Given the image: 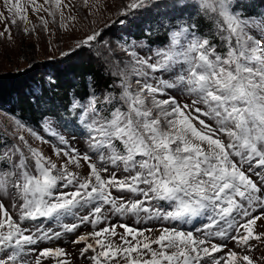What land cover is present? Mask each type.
Masks as SVG:
<instances>
[{
	"label": "snow or ice",
	"instance_id": "1",
	"mask_svg": "<svg viewBox=\"0 0 264 264\" xmlns=\"http://www.w3.org/2000/svg\"><path fill=\"white\" fill-rule=\"evenodd\" d=\"M3 8L0 21L21 22L24 35H47L50 24L52 36L82 31L60 55L86 50L106 87L90 81L57 102L47 95L52 82L41 83L29 90L35 120L0 122V264H73L58 243L69 235L89 264H256L264 9L253 0H128L114 14L107 0ZM146 10L165 29L150 41L157 47L110 35ZM0 38L12 42L8 24Z\"/></svg>",
	"mask_w": 264,
	"mask_h": 264
},
{
	"label": "trees",
	"instance_id": "2",
	"mask_svg": "<svg viewBox=\"0 0 264 264\" xmlns=\"http://www.w3.org/2000/svg\"><path fill=\"white\" fill-rule=\"evenodd\" d=\"M253 7L256 11L264 9L261 0H253ZM149 29L154 33L149 35ZM114 34V35H113ZM122 34L129 42L144 41L145 44L155 48L157 44H150V41H161L165 39V29L157 31L156 17L154 12L145 11L138 15ZM110 35L121 37L116 31ZM108 38V37H106ZM122 38V37H121ZM92 81L99 89L106 87V81L100 75L95 63L91 62L87 54H72L66 57L61 63L46 66H38L31 71L16 76L0 77V111L7 114H14L23 117L25 120H35L38 116L37 106L33 103L29 90L41 83L48 87L51 83V90L47 95L57 102L66 95L72 93L82 94L87 91L88 83Z\"/></svg>",
	"mask_w": 264,
	"mask_h": 264
},
{
	"label": "rangeland",
	"instance_id": "3",
	"mask_svg": "<svg viewBox=\"0 0 264 264\" xmlns=\"http://www.w3.org/2000/svg\"><path fill=\"white\" fill-rule=\"evenodd\" d=\"M42 2V0H41ZM67 2V0H66ZM128 0H107V14H114L116 13L121 7L126 6ZM0 11H4L3 8V0H0ZM81 17L87 15V11L83 8L80 9ZM147 11V10H146ZM30 14V19L33 24H38L39 21L37 20L36 16ZM135 17H129V22H126L125 26H121L119 23L115 24L111 28V32L116 31L120 34L123 38L125 37L122 34V31L127 28L131 21H133ZM115 19V16H113ZM89 21L91 17L88 18ZM5 24L11 28L12 32V42L9 43L7 39L0 38V77L4 76H16L19 74L27 73L28 71L33 70L36 67L46 66L49 67L53 64L61 63L65 60L66 57H61V52H67L70 48L73 47L74 41L81 38L83 35L82 31H75L72 32H63L56 28V35H51V30L54 29L53 25H49L50 32L49 34H45L41 28H37L35 33L31 35H24L23 27L24 25L21 22H18L19 29L17 27L11 26L9 21H0V32L4 30ZM85 24V20L81 18L77 27H81ZM102 26V25H98ZM7 35V34H6ZM51 41V43H49ZM51 48V51L49 50ZM141 54H143V49L139 50ZM75 54V53H73ZM86 54V50H85ZM72 55V54H71ZM29 63H31V67H29ZM9 114L0 111V122H6L7 116ZM46 154L50 152V149L47 145L44 146ZM67 222V221H66ZM113 223L117 222L116 218H113ZM129 225L134 224L133 219H128L125 221ZM156 223V222H153ZM261 225H264V221L258 222ZM91 231L90 226L86 229L81 227L80 232ZM257 232H264V226L256 229ZM118 232H123V229H118ZM70 239H74V236L69 235L65 239L59 241V246L64 247L67 252L71 253L72 262L73 264H89L87 260L79 255L78 249L83 245H73L68 243L67 241ZM118 242V237L114 238ZM252 245H257V247L249 253L252 258L256 261V264H264V244H260L257 241H251ZM54 246V245H53ZM232 244H229V247H232ZM155 247V246H154ZM237 252L240 249H235ZM45 264H51L50 261H46Z\"/></svg>",
	"mask_w": 264,
	"mask_h": 264
}]
</instances>
